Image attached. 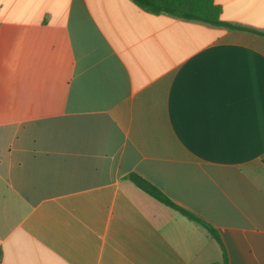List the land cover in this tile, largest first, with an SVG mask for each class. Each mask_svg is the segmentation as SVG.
Instances as JSON below:
<instances>
[{"label": "crops", "instance_id": "obj_1", "mask_svg": "<svg viewBox=\"0 0 264 264\" xmlns=\"http://www.w3.org/2000/svg\"><path fill=\"white\" fill-rule=\"evenodd\" d=\"M264 32V0H215ZM264 264V37L131 0H0V264Z\"/></svg>", "mask_w": 264, "mask_h": 264}, {"label": "trees", "instance_id": "obj_2", "mask_svg": "<svg viewBox=\"0 0 264 264\" xmlns=\"http://www.w3.org/2000/svg\"><path fill=\"white\" fill-rule=\"evenodd\" d=\"M139 8L152 14H165L186 21H197L215 27L225 28L231 31H243L264 37L263 31H257L240 25L226 22L222 19V9L215 0H131ZM128 179L141 191L181 214L190 221L202 226L210 236L218 243L222 252V262L211 264H229L227 248L219 232L209 223L197 217L190 211L178 206L171 201L160 189L137 174L129 175Z\"/></svg>", "mask_w": 264, "mask_h": 264}]
</instances>
